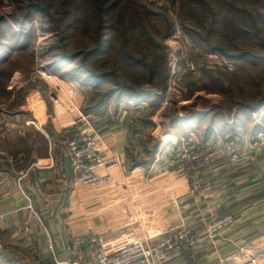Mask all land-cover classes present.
Instances as JSON below:
<instances>
[{"label": "crops", "instance_id": "0c3cea01", "mask_svg": "<svg viewBox=\"0 0 264 264\" xmlns=\"http://www.w3.org/2000/svg\"><path fill=\"white\" fill-rule=\"evenodd\" d=\"M61 78L43 77L32 90L39 109L20 111L0 129V264H95L79 242L84 232L103 233L109 247L119 248L157 241L182 224L203 234L207 222L226 214L235 222L214 241L158 264H234L248 257L264 264V141L252 133L226 140L194 131L181 136L189 150L211 146L204 174L210 185L194 189L176 152L159 160V146L173 139H159L161 129L146 119L144 105L93 108L87 86L72 80L69 89V78ZM83 118L108 164L103 184L73 187L60 137L70 121Z\"/></svg>", "mask_w": 264, "mask_h": 264}, {"label": "rangeland", "instance_id": "374dc122", "mask_svg": "<svg viewBox=\"0 0 264 264\" xmlns=\"http://www.w3.org/2000/svg\"><path fill=\"white\" fill-rule=\"evenodd\" d=\"M43 77L87 86L93 108L144 105L159 139H173L159 146V160L209 156V144H182L189 131L264 141V0H0V129L39 109L32 90ZM73 121L61 145L71 125L94 131L91 121ZM206 224L194 231L198 245L229 228L209 237ZM250 260L260 264H234Z\"/></svg>", "mask_w": 264, "mask_h": 264}, {"label": "built area", "instance_id": "2783aa9c", "mask_svg": "<svg viewBox=\"0 0 264 264\" xmlns=\"http://www.w3.org/2000/svg\"><path fill=\"white\" fill-rule=\"evenodd\" d=\"M62 146L72 163L71 183L98 186L105 182L101 170L108 164V159L100 152L94 131L85 132L71 125L70 131L63 136ZM187 152L182 155L184 163L179 162L184 165L193 188L208 187L210 182L204 178V172L209 165V156L203 150L193 154ZM234 222L235 217L231 214L216 217L206 224V234L213 237ZM159 237L157 241L137 239L119 248H111L107 235L87 231L79 237V242L88 245L95 264H158L175 252L195 248L200 242L198 234L185 224L163 232ZM243 264L256 263L250 260Z\"/></svg>", "mask_w": 264, "mask_h": 264}]
</instances>
